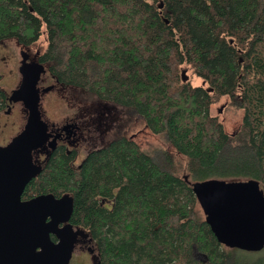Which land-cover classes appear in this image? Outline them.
<instances>
[{"label": "trees", "instance_id": "16d2710c", "mask_svg": "<svg viewBox=\"0 0 264 264\" xmlns=\"http://www.w3.org/2000/svg\"><path fill=\"white\" fill-rule=\"evenodd\" d=\"M43 28L46 74L142 117L187 163H161L123 134L79 165L56 146L22 199L69 196V223L99 264H253L218 242L192 184L264 190V0H0V42L29 48ZM224 99L243 111L235 135L212 114ZM11 104L0 86V113Z\"/></svg>", "mask_w": 264, "mask_h": 264}, {"label": "water", "instance_id": "95a60500", "mask_svg": "<svg viewBox=\"0 0 264 264\" xmlns=\"http://www.w3.org/2000/svg\"><path fill=\"white\" fill-rule=\"evenodd\" d=\"M34 65L24 73L20 90L10 97V103H25L26 125L8 147H0V264H70L73 247L62 240L60 225L70 220L72 199L41 195L22 200L28 184L41 172L32 153L49 137V125L39 111L38 85L45 68ZM183 77L189 79L185 72ZM192 188L220 244L245 252L264 250V190L258 181L210 179L195 182ZM51 235L61 241L55 243ZM194 255L205 257L197 249Z\"/></svg>", "mask_w": 264, "mask_h": 264}, {"label": "rangeland", "instance_id": "374dc122", "mask_svg": "<svg viewBox=\"0 0 264 264\" xmlns=\"http://www.w3.org/2000/svg\"><path fill=\"white\" fill-rule=\"evenodd\" d=\"M48 41L47 29L43 28L39 41L29 48H23L16 40L0 42V86L10 97L20 90L24 73L37 64L36 59L47 50ZM24 54L27 55V59L24 58ZM36 69L40 71L39 68ZM188 75L190 76L189 73ZM192 80L194 85L203 84L202 80L195 76ZM38 88L41 95L39 111L50 129L59 132L68 123L76 126L75 133L69 141L59 140V143L66 144L70 150L77 151L76 165H79L90 152L103 148L123 134L131 137L143 151L161 160V163L169 159L175 167H186L187 160L179 155L162 135L153 134L142 117L129 110L100 101L94 95L78 88L60 86L46 72L41 75ZM212 114L220 117L230 135L239 132L243 111L229 99L215 105ZM28 115L29 112L22 100L12 103L10 111L0 114V147H8L23 131ZM63 133L61 130V134ZM43 148L32 153V159L40 166L45 163V155L50 151ZM90 246L92 244L89 242L77 244L72 264H97V254L87 253ZM240 254L250 263L264 264L263 252L242 251Z\"/></svg>", "mask_w": 264, "mask_h": 264}, {"label": "flooded vegetation", "instance_id": "af4514ba", "mask_svg": "<svg viewBox=\"0 0 264 264\" xmlns=\"http://www.w3.org/2000/svg\"><path fill=\"white\" fill-rule=\"evenodd\" d=\"M27 56V55H26ZM12 108V104L9 105V108L6 109L4 112L2 113H5V112H8L10 111ZM1 114V113H0ZM49 127V126H48ZM75 129H76V126L75 125H70L69 123L67 125H65L63 128H61V130L64 132L63 134H61V130L58 131H53L50 129V127L48 128V131H47V134H48V139L47 141L45 142V145L42 147L43 149H48L50 151H48V153L45 155V159L47 160L48 158V155L50 154L51 150L54 149L56 146H66L68 149L69 147L64 144V143H59V140L62 139V140H68L69 141V138H71L74 133H75ZM65 137V138H63ZM40 148V149H42ZM70 150V149H69ZM39 151L36 150L35 153ZM45 151V150H44ZM78 157V156H77ZM33 160V159H32ZM45 160V161H46ZM34 162V160H33ZM35 166L37 168H41L40 165L36 164L34 162ZM61 199V198H60ZM23 200V199H22ZM24 201V200H23ZM28 201V200H27ZM50 220V219H49ZM60 228L63 229V241L69 243L72 245L73 247V256H72V259L70 261V264H72L74 258H75V253H74V250H75V246L77 244H85L87 242H89L90 244H92V246H90L88 248V251L87 253H96L97 254V264H99V259H98V252L93 244V240L90 238L89 235H87L85 232H82L81 230L77 229V228H74L73 226L70 225L69 221H66V222H63L61 223L60 225ZM51 239L55 242V243H58L61 241L60 238H58L56 235H51Z\"/></svg>", "mask_w": 264, "mask_h": 264}]
</instances>
